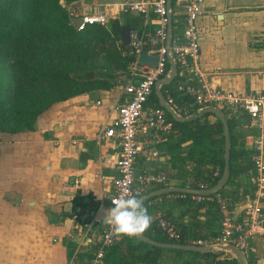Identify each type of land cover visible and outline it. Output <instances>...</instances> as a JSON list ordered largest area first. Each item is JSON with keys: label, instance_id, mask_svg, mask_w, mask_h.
I'll list each match as a JSON object with an SVG mask.
<instances>
[{"label": "crops", "instance_id": "crops-1", "mask_svg": "<svg viewBox=\"0 0 264 264\" xmlns=\"http://www.w3.org/2000/svg\"><path fill=\"white\" fill-rule=\"evenodd\" d=\"M121 1L137 0H84L77 7L79 13L103 8L110 18H120L122 13L118 10V3ZM128 15L130 17L124 24L154 32L156 22L153 14ZM173 18L177 24L175 37H179L184 17L175 12L172 24ZM198 23L200 64L208 74V81L226 90L264 93V0H205L204 13ZM175 78L179 80V77ZM130 79L128 74L124 83L111 90L82 93L53 103L38 116L34 130L8 137L0 135V264H88L95 240L92 227L86 228L84 224L92 222L95 216L104 217L109 196L114 192L112 180L117 174L118 146L114 139L99 135L117 117L115 106L124 101L122 87ZM149 104L159 105L151 98ZM225 117L230 121V138L232 135L236 161L250 158L253 138L258 133L253 121L240 110L228 111ZM207 124L213 128V131H208L213 132L210 137L203 138L195 131L194 134L196 139L201 138L199 145L209 144L213 154L218 156L221 130L217 118L208 116ZM175 131L177 128L173 124L157 146L158 156L139 157L136 170H164L170 186H181L193 178L181 176L179 166H184V159L189 161L182 155L189 149L194 150L195 139L190 137L181 143L179 148L182 151L175 155L177 150L173 144L178 136ZM170 147L174 148L168 151ZM195 165L193 161L186 166L193 168ZM217 170L219 175L214 176ZM214 172V177H221L219 168ZM255 176L256 170L252 166L249 173L237 175L235 184L227 187V191L235 188L236 183L239 184V194L252 189ZM194 182L193 179L192 186ZM87 194L100 202L96 210L74 204L76 196ZM250 195H236L233 200L225 197L231 203L235 216H243L246 199ZM172 197L174 195H167L166 199ZM163 199L156 197L149 201L152 219L156 220L157 214L162 212L174 224L176 221L180 225H194L207 235L211 231L210 227L204 229L206 215L203 209L197 213L187 212L185 208L175 207L174 201ZM262 206L264 212V199ZM156 226L151 224L147 230L154 232ZM164 234L168 238L165 231ZM250 243L253 250L245 254L244 264H264V235H254ZM118 246V252L107 251L103 264H131V244L118 242ZM172 255L170 251L163 252L158 264H171ZM223 257L234 256L223 251L220 258Z\"/></svg>", "mask_w": 264, "mask_h": 264}, {"label": "trees", "instance_id": "trees-1", "mask_svg": "<svg viewBox=\"0 0 264 264\" xmlns=\"http://www.w3.org/2000/svg\"><path fill=\"white\" fill-rule=\"evenodd\" d=\"M60 1L0 0V134L4 137L34 130L38 116L53 103L82 93L113 89L118 85V77L128 72L127 67L133 61L120 41L119 29L124 24L120 18H110L105 25L95 23L78 30L69 19L66 6ZM63 1L69 4L76 0ZM176 25L173 18V37L177 31ZM167 87L169 85H164L161 90L164 91ZM151 99L158 104L154 90ZM211 115L217 118V125L221 130L218 156L213 154L209 144L199 145L201 138L196 139L197 135L194 134V131L199 132L203 138L213 134L208 132L213 131L212 125L207 124V118ZM168 117L173 121L175 129L177 128L175 133L178 136L173 144L175 151L177 150L175 155L182 151L179 148L181 143L190 137L195 139V151L189 149V152L185 151L182 155L189 161L184 159V166H179L181 176L193 177L194 187L199 181L208 187L213 186L220 177L213 176L214 170L219 168L222 174L224 169V134L221 121L213 113H206L191 122H177L170 114ZM228 123L230 126V121ZM172 148L174 147L167 149L170 151ZM235 154L231 141L229 177L216 193L209 196L213 200L195 202L191 200L189 193L185 197H179L178 192H173L170 194L175 196L168 200L167 194H162L143 201L149 215L152 207L148 203L156 197H162L164 201H174L175 207L185 208L187 212L197 213L203 209L206 215L203 227L211 228L208 235L194 225H180L175 221L182 236L175 242L188 244L192 239L217 234V194L233 200L237 198L236 195L243 197L252 193L254 187L239 194L237 183L235 188L227 191V187L235 184L237 175L249 173L253 166L250 158L236 161ZM193 161L196 164L193 168L186 166ZM74 204L96 210L100 202L87 194L76 196ZM151 224L156 226V220L152 219ZM143 234L157 242H174L157 226L154 232L146 230ZM118 242L131 244V264H158L164 251V247L154 246L138 237L123 236ZM118 242L110 248L111 252H118ZM166 250L173 254L171 264H239L235 257L220 258L223 252L171 248Z\"/></svg>", "mask_w": 264, "mask_h": 264}, {"label": "built area", "instance_id": "built-area-1", "mask_svg": "<svg viewBox=\"0 0 264 264\" xmlns=\"http://www.w3.org/2000/svg\"><path fill=\"white\" fill-rule=\"evenodd\" d=\"M204 1L174 0L172 14L175 12L182 14L184 23L180 36L173 37L172 35L170 46L167 45V24L169 22L167 0H137L118 3V10L122 14L148 16L153 14L156 28L154 32L131 30L129 37L131 49H127L128 54L134 55L133 61L127 67L131 79L122 87L124 101L118 102L115 106L118 112L117 117L99 135L114 139L119 149L116 160L117 174L112 180L114 192L109 196L107 209L113 206V201L123 192H131L141 198L150 191L170 186V179L164 170L137 171L136 162L141 156H158V144L173 128V121L167 116V111L160 105L149 104L154 84L167 74L169 56H172L177 65L175 77H179V80L173 87H167L163 94L178 114L189 116L194 111L206 107L212 106L222 110V106H225L228 111L245 112L258 130L253 138V152L250 157L256 170V176L253 178L254 189L250 197L246 199L243 216H235L231 210V203L224 196L217 194L218 233L192 239L190 243L209 247L232 244L245 255L253 250L250 239L254 235H264L262 206L264 199V93H241L226 90L208 81V74L200 64L201 42L198 22L204 13ZM74 16L77 20L73 21V24L78 30L95 23L105 25L110 19V15L103 8H95L87 13L77 11ZM142 52L155 54L157 56L156 65L138 63L137 56ZM98 103L100 101H97ZM218 175L217 170L214 176ZM191 183H193V178L187 180L181 187L195 189L207 187L200 181L196 187ZM178 193L179 197H185V194H188ZM209 196L191 194V200L195 202L213 200ZM156 223L158 227L164 229L168 238L175 241L181 239L177 225L167 220L162 212L157 214ZM84 226L92 227L95 240L92 242L93 247L88 264H103L107 251L123 236L113 235L111 226L103 221V217L95 216L92 222L85 223Z\"/></svg>", "mask_w": 264, "mask_h": 264}, {"label": "water", "instance_id": "water-1", "mask_svg": "<svg viewBox=\"0 0 264 264\" xmlns=\"http://www.w3.org/2000/svg\"><path fill=\"white\" fill-rule=\"evenodd\" d=\"M172 2L173 0H167L166 6L168 9V17L169 22L167 24V45H171L172 41ZM131 30H134L130 24H123L121 28L119 29V37L122 45L126 49H131L130 45V32ZM134 55L130 53V58H133ZM137 61L140 64H150V65H156L157 62V56L155 54H147L145 52L140 53L137 56ZM177 73V65L176 62L173 60L172 56H169V70L167 74L163 76V78L157 80L154 84V94L158 99V103L160 106H162L171 116L172 118L177 122H191L201 116H203L206 113H213L215 114L218 119L221 121L223 130H224V170L221 175V177L218 179V181L209 188L204 189H195V188H186L181 186H167L163 188H159L157 190L151 191L144 196L141 197L143 201L150 199L151 197L162 195L165 193L170 192H185L190 194H200V195H211L216 193L226 182L227 178L229 177V166H230V148H231V138H230V127L227 121V118L225 117V114L222 110L216 107H206L201 109L199 112L191 114L189 116H183L178 114L166 101L163 92L161 90V87L163 85L169 84ZM138 238L144 242H147L149 244H152L154 246L164 247V248H171V249H181V250H190V251H199V252H223L227 251L230 252L238 261L239 264H244L245 255L244 253L235 247L232 244L227 245H217V246H199L194 244H182L177 242H157L145 234H141L138 236Z\"/></svg>", "mask_w": 264, "mask_h": 264}, {"label": "clouds", "instance_id": "clouds-1", "mask_svg": "<svg viewBox=\"0 0 264 264\" xmlns=\"http://www.w3.org/2000/svg\"><path fill=\"white\" fill-rule=\"evenodd\" d=\"M103 221L111 226L117 237H138L151 226L152 218L141 198L123 192L113 201V206L105 210Z\"/></svg>", "mask_w": 264, "mask_h": 264}, {"label": "rangeland", "instance_id": "rangeland-1", "mask_svg": "<svg viewBox=\"0 0 264 264\" xmlns=\"http://www.w3.org/2000/svg\"><path fill=\"white\" fill-rule=\"evenodd\" d=\"M61 2V4L63 5V6H66V9H67V11H68V13H69V19H70V21L73 23V21H76L77 20V18L74 16L75 15V13L78 11V7L77 6H81L82 4H83V2H84V0H76V1H74V2H72V3H66V2H64L63 0H61L60 1ZM80 12V11H79ZM180 12H182V11H180ZM73 14V15H72ZM130 17V15H128V14H122L121 16H120V19H121V21L122 22H124V21H126L128 18ZM212 18V17H211ZM217 22H218V24H220V21H219V19L217 20ZM127 75H128V72L127 73H125V74H123V75H120L119 77H118V85L119 84H122V83H124V81L126 80V78H127ZM175 83H176V78L173 80V81H171L170 82V84H169V86H171V87H173L174 85H175ZM222 111H223V113H225L226 115L228 114V109H227V107H223L222 106ZM1 135V134H0ZM1 137H2V135H1ZM167 248H164V251L163 252H165V251H169V250H166Z\"/></svg>", "mask_w": 264, "mask_h": 264}]
</instances>
